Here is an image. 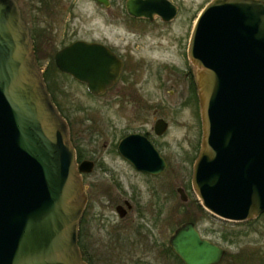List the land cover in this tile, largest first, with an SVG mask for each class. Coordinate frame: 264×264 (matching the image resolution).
Returning a JSON list of instances; mask_svg holds the SVG:
<instances>
[{
  "label": "water",
  "instance_id": "1",
  "mask_svg": "<svg viewBox=\"0 0 264 264\" xmlns=\"http://www.w3.org/2000/svg\"><path fill=\"white\" fill-rule=\"evenodd\" d=\"M127 6L134 16L166 20L176 11L168 0ZM189 57L204 136L195 189L213 213L253 219L264 212V0H212L197 19ZM55 61L91 92L113 78L102 45L77 42ZM87 200L70 127L30 28L17 0H0V264H88L79 246ZM171 243L185 264H215L225 253L193 223L180 225Z\"/></svg>",
  "mask_w": 264,
  "mask_h": 264
},
{
  "label": "flooded vegetation",
  "instance_id": "2",
  "mask_svg": "<svg viewBox=\"0 0 264 264\" xmlns=\"http://www.w3.org/2000/svg\"><path fill=\"white\" fill-rule=\"evenodd\" d=\"M92 1L100 9L110 12V21L107 24L112 30L113 8L116 0ZM128 1L124 0L123 4L126 19L124 23L136 28H147L156 23H174L182 11V5L175 0H168L172 5L169 9H176L173 19L166 20L158 14L151 17L134 16L128 10ZM17 2L22 17L30 28L35 53L41 62L42 51L46 47L44 44L53 41L48 32L53 27L49 18L54 15L57 3L62 0H17ZM203 2L205 4L198 8V12L204 10L211 0ZM76 4V0H68L67 5L63 4V7L68 9L69 20L75 18ZM191 20L190 34L181 39L183 65L179 67L173 65L162 70L153 69L145 62L138 64L134 61L135 54H131L130 45L126 46L121 42L123 44L121 46L109 38L102 40L79 36L67 41L68 36H66L63 38L62 46L53 56L56 65V53L66 50L77 42L102 45L110 56L109 65L113 78L108 86L97 92H91L87 82L77 79L56 65L61 73L85 85L96 98L106 97L111 113L110 127L113 132L110 130L106 142H102L98 148L93 146L91 149H85L84 136L77 133L76 137H73L72 134L77 151L78 167L88 197L79 229L80 248L88 264H95L90 250L95 244L99 251H105L107 256L109 255V264H176L181 257L175 251L171 238L179 226L185 223H193L202 239L215 243L225 251L222 260L215 264L224 263L228 254L227 249L206 237L200 229L198 220L190 218L179 224L177 219L172 221L171 216L170 222L165 219L177 213L178 208L176 197L164 198L160 195L163 188L162 176L165 173H170L171 180L167 182L168 186H176L179 200L188 208L193 207L192 213L200 209L221 221L232 223H251L264 215L263 212L245 221L219 216L204 205L203 199L195 189V165L201 152L204 136L195 68L188 53L196 23L194 16H191ZM162 71L166 72V78L162 76ZM176 94L178 99H172ZM191 110L194 115L195 111L198 113L199 125L197 126L200 131L193 137L194 146L190 152L188 169L189 179L186 180V184L178 185L177 170L173 164V148L166 138L173 129V119L178 116L175 114L179 111ZM92 140L93 144L99 143L101 138L97 133ZM128 154H133L135 158L129 157ZM84 161L88 163L83 166ZM138 161L143 163L145 168L138 167ZM130 171L144 184L146 183L145 190L131 180ZM180 188L186 195L185 199L181 196ZM163 200H169L171 205L174 203L173 207L168 208V202L164 204ZM105 212L110 213L107 218ZM88 220L91 224L84 240V228ZM104 227L108 235V241L105 244L101 243L97 237ZM164 232L165 236H163ZM152 255L155 257V262L148 261ZM181 261L185 264L182 259Z\"/></svg>",
  "mask_w": 264,
  "mask_h": 264
},
{
  "label": "rangeland",
  "instance_id": "3",
  "mask_svg": "<svg viewBox=\"0 0 264 264\" xmlns=\"http://www.w3.org/2000/svg\"><path fill=\"white\" fill-rule=\"evenodd\" d=\"M175 1L182 5V11L174 23H156L147 26V28H136L124 23L126 20L123 13L124 0H116L113 8L114 26L112 30L107 24L110 21V12L100 9L92 0H76L75 18L73 20H69L68 9L63 7V4H68V0L57 3L54 15L49 18L53 27L48 32L53 41L44 42L47 44H44L46 47L42 51L40 64L46 70V81L56 104L70 121L73 137H76L77 133H80L82 137L84 136L83 147L85 149H91L93 146L98 148L102 142H106L107 134L110 133V130L113 132L110 127L111 113L106 97L96 98L85 85L70 76L64 75L57 69L53 56L62 46L63 38L68 36L67 41H70L72 37L79 36L102 40L109 38L115 44L130 45L131 54L136 55H133L134 61L138 64L145 62L153 69L162 70L173 67V65L179 67L183 65L181 39L190 34L191 16L195 17V22L201 13L198 12V8L205 4L203 2L205 0ZM165 74L166 72L162 71L164 78L167 77ZM172 99H178L177 94ZM168 115L170 116V114ZM175 115L178 116L173 119V129L166 140L171 143L173 148V164L177 170V184L182 185L186 184V180L189 179L188 169L190 167V152L194 146L193 137L198 135L200 130L197 126L199 121L196 111L195 115L192 110L179 111ZM97 133L101 141L93 144L92 138H95ZM129 175L131 180L137 182L143 190L146 189V183L144 184L133 172L130 171ZM169 178L170 173H165L162 176L163 188L160 195L164 198L176 197L178 208L177 213L165 218L168 222H170V216L172 221L177 219L179 224L190 218L198 220L204 235L227 249L228 254L223 264H264V215L251 223H232L221 221L200 209H198L200 211L194 210L192 213L193 207L190 209L179 200L176 186H168L167 182L171 180ZM163 201L164 204L168 202V208H172L174 205V203L171 205L169 200ZM105 214L106 218L107 215H110L109 212H105ZM98 222L100 223V220ZM94 223L96 227V222ZM90 224L91 222L88 220L84 228V240ZM103 229L97 237L101 243L105 244L108 241V235L106 227ZM163 236H165V232ZM90 250L93 253L92 258L95 264H109V255L107 256L105 251H99L96 244ZM149 260L155 262L154 255L150 256ZM176 264L182 263L178 260Z\"/></svg>",
  "mask_w": 264,
  "mask_h": 264
},
{
  "label": "trees",
  "instance_id": "4",
  "mask_svg": "<svg viewBox=\"0 0 264 264\" xmlns=\"http://www.w3.org/2000/svg\"><path fill=\"white\" fill-rule=\"evenodd\" d=\"M45 76H46V73H45ZM46 78H47V76H46ZM180 262L182 263L181 259H180ZM182 264H183V263H182Z\"/></svg>",
  "mask_w": 264,
  "mask_h": 264
}]
</instances>
